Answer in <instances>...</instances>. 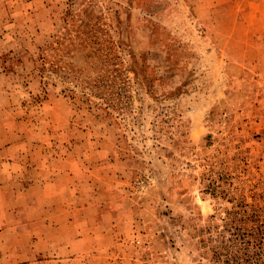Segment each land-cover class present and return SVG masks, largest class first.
Wrapping results in <instances>:
<instances>
[{
    "label": "rangeland",
    "instance_id": "374dc122",
    "mask_svg": "<svg viewBox=\"0 0 264 264\" xmlns=\"http://www.w3.org/2000/svg\"><path fill=\"white\" fill-rule=\"evenodd\" d=\"M263 195L264 0H0V264H236Z\"/></svg>",
    "mask_w": 264,
    "mask_h": 264
},
{
    "label": "built area",
    "instance_id": "2783aa9c",
    "mask_svg": "<svg viewBox=\"0 0 264 264\" xmlns=\"http://www.w3.org/2000/svg\"><path fill=\"white\" fill-rule=\"evenodd\" d=\"M234 201L236 202V199H234ZM262 203L264 204V195L256 198L255 202L250 199L243 202V205L247 207L246 212H244L245 221H257L264 223V218L260 216L259 211L252 207L261 206L263 205ZM237 218L241 221V214H238ZM253 235L252 231L245 233L237 232L235 234L234 241L236 250L234 253V260L236 261V264H264V232L259 240L257 237L253 239Z\"/></svg>",
    "mask_w": 264,
    "mask_h": 264
}]
</instances>
